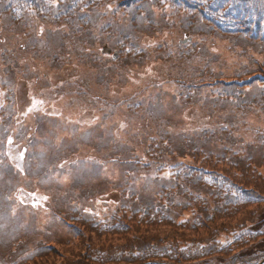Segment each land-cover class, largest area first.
<instances>
[{
	"label": "trees",
	"instance_id": "16d2710c",
	"mask_svg": "<svg viewBox=\"0 0 264 264\" xmlns=\"http://www.w3.org/2000/svg\"><path fill=\"white\" fill-rule=\"evenodd\" d=\"M185 36L192 40L181 43ZM104 45L118 58L102 54ZM151 64L169 70L131 96L109 95L115 81L124 86ZM66 67L89 83L63 82L56 93L91 98L103 121L126 109V132L118 136L119 123L108 124L96 132L103 139L86 142L81 127L61 117L34 110L19 119L18 83L49 86L42 68ZM0 92V264L44 258L43 244L66 241L64 234L78 235L90 262L70 264L264 259V0H0ZM191 110L197 119L186 117ZM9 140L26 149L20 167ZM81 141L113 147L100 151L89 178L100 180L106 169L122 176L111 185L122 202L100 221L80 215L81 182L61 179L76 176L62 162ZM18 189L50 190L59 227L49 239ZM16 213L28 216L29 228Z\"/></svg>",
	"mask_w": 264,
	"mask_h": 264
},
{
	"label": "rangeland",
	"instance_id": "374dc122",
	"mask_svg": "<svg viewBox=\"0 0 264 264\" xmlns=\"http://www.w3.org/2000/svg\"><path fill=\"white\" fill-rule=\"evenodd\" d=\"M72 69H75V68L66 67L61 72L52 74L53 72H50L48 68L47 70L45 68H42L43 74L47 73L49 77L48 79L51 82V84L47 87H43L42 85L35 84L34 79L24 82L23 85L22 84L19 85L17 95H18V100H19V106H21L23 109V114L27 115V113H32L34 112V110H38V111L41 110L39 112L48 113L54 116L61 117L59 115L63 114L61 110L65 106V108L67 107L68 115H73V116L77 115L78 119L75 121L80 122V123H84V122L89 123L90 121L93 122L95 120V122H97L99 113H98V108H96L95 106V101H90V102L88 101L86 103L85 100H80V102L77 105L75 104L72 105L66 99L65 100L61 99V96H59L58 94H53L50 91L54 88V86L60 85L63 82H72L74 80H80L81 84L89 83L85 75L80 74L79 76L77 75L78 71L76 70V72H74L72 71ZM62 72H64V74H61ZM163 72H166V66L152 65L147 73L136 72L137 74L133 73L134 76H132V78L137 77V80H138L137 82L139 83L141 82L145 83L144 81H148V80H150L149 82H151L152 80L155 81L156 76L160 75ZM114 84H117V81H115ZM136 85L131 83L129 86L135 87ZM143 86L144 85L137 86V89L142 88ZM121 87H122V91L120 92H119V89L115 88V90L117 91L115 92L117 93L118 96L121 95V93L126 88L123 86ZM31 88L33 91H31ZM32 94H34L35 96V97L33 96L34 97L33 99L31 98ZM37 94H39L40 97L37 96ZM28 96L31 98V102H29L30 100L28 99ZM65 101L67 103H65ZM25 105H28V106H25ZM196 115L197 114L193 111V114L189 113L188 117L189 118L195 117V119H197L198 117ZM114 120H118V118L112 117L109 120V124H111ZM112 150H113V147L111 145V147H109V152L111 153ZM16 154L17 152L15 150L13 153V156L15 157ZM15 158H16V161L19 162L18 158L17 157ZM111 198L117 199L118 196L111 195ZM106 200H107L106 195H103L100 193L95 194L94 198H89L88 194H84V196H82L79 200H77V203L81 204L84 210H89L90 207H95V211H99V209H101L102 211L103 208L101 206L105 203ZM97 219H102V218L99 217ZM241 223H243V226L246 225V227H249L250 226L249 224H251L250 222L246 221V218L242 219ZM108 224H112V223H108ZM73 225H74L73 229L76 230V233L77 234L78 232L80 233L81 226L79 225V222H76ZM159 227L160 226H151L149 230L153 231L157 235L159 234V231H162V229ZM138 228H140L141 230L147 229L144 227H140V225H138ZM130 229H133V228H130ZM64 239L66 241L62 240V241H57V243H53L54 245L51 247H54L55 249H50V247H47V245L44 243L43 249L44 250L47 249V251H44L46 254L44 258L33 257V261L24 260L21 264H70L72 262H78V261L90 263L89 260H87L88 255H84L83 247H81L78 242L79 241L78 235L70 236V235L64 234ZM229 239L233 241L232 238H229ZM228 243L231 244L230 242ZM226 244L227 242L225 243V245ZM89 245L94 247V244L92 243ZM48 252H50V254ZM231 252L233 253L234 251L231 250ZM96 253L97 252L95 251V254ZM7 259H9V254L7 255Z\"/></svg>",
	"mask_w": 264,
	"mask_h": 264
}]
</instances>
